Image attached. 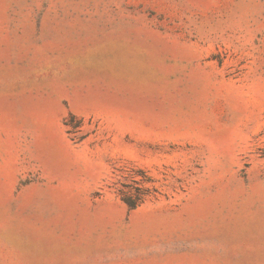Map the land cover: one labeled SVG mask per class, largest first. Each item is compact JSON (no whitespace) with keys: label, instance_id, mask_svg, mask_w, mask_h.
I'll use <instances>...</instances> for the list:
<instances>
[{"label":"rangeland","instance_id":"rangeland-1","mask_svg":"<svg viewBox=\"0 0 264 264\" xmlns=\"http://www.w3.org/2000/svg\"><path fill=\"white\" fill-rule=\"evenodd\" d=\"M0 264H264V0H0Z\"/></svg>","mask_w":264,"mask_h":264},{"label":"trees","instance_id":"trees-1","mask_svg":"<svg viewBox=\"0 0 264 264\" xmlns=\"http://www.w3.org/2000/svg\"><path fill=\"white\" fill-rule=\"evenodd\" d=\"M123 200L125 201V203L129 207V209H132V208H134L136 206L135 200H132L131 198H129L126 195L123 196Z\"/></svg>","mask_w":264,"mask_h":264}]
</instances>
